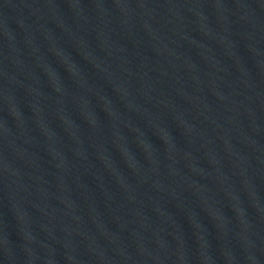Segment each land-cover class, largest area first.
<instances>
[{"label":"water","instance_id":"95a60500","mask_svg":"<svg viewBox=\"0 0 264 264\" xmlns=\"http://www.w3.org/2000/svg\"><path fill=\"white\" fill-rule=\"evenodd\" d=\"M0 66L221 264H264V0H0Z\"/></svg>","mask_w":264,"mask_h":264}]
</instances>
